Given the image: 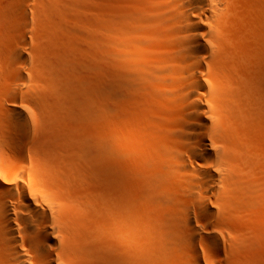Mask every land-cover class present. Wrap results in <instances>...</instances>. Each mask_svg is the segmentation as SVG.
<instances>
[{"label":"bare ground","instance_id":"6f19581e","mask_svg":"<svg viewBox=\"0 0 264 264\" xmlns=\"http://www.w3.org/2000/svg\"><path fill=\"white\" fill-rule=\"evenodd\" d=\"M97 4L84 19L69 0H0V264H87L83 218L51 178L81 180L69 138L90 159L98 148L101 191L129 234L149 207L155 264H264V0ZM237 8L253 37L228 65ZM235 212L242 237L226 232Z\"/></svg>","mask_w":264,"mask_h":264},{"label":"rangeland","instance_id":"374dc122","mask_svg":"<svg viewBox=\"0 0 264 264\" xmlns=\"http://www.w3.org/2000/svg\"><path fill=\"white\" fill-rule=\"evenodd\" d=\"M34 1L39 2L40 0ZM69 1L76 7L73 8L72 15H77V12L79 11V17L84 18L85 16L84 19H86V17H92L91 15L93 14L91 11L96 6L98 8L97 3H99V0H74V3L72 2V0ZM79 1L81 2V4L78 3ZM76 3H78L77 6ZM82 4H84L85 7H83L85 9L82 7ZM79 5L81 6V8H78ZM88 8H90V10ZM74 10L76 12H74ZM240 13L241 11L237 8V10H235L233 14L234 17L231 18L232 20L228 22L229 25H226V41L224 44L223 55L228 65L229 63L238 61L244 55L247 45V39L253 37L252 32L250 31V29H248V25L251 21L248 17L243 16ZM75 17L76 16H74L73 18ZM76 18L79 19L78 17ZM79 27L81 29L82 25L79 24L78 28ZM81 30L83 32L86 31L84 28ZM249 47L251 46L249 45ZM249 49L250 50H248L247 47V50L251 51V48ZM85 70L86 69H84L83 72H85ZM85 73H87V71ZM220 80L222 88H226L230 85V82H232L227 73H224ZM75 83H77V80ZM85 107L86 106H84L85 110H83H88V107ZM33 109L35 108L33 107ZM34 111L37 112L38 110L36 109ZM60 116L62 117V119L58 122V124L55 122V126L58 129L62 128V122L65 119V114H61ZM99 124L100 123L97 120V122H95L97 128L100 127ZM64 125L66 126V124ZM97 134L98 133L96 132V139L99 138ZM66 141H68L67 143L71 145H67L68 152L63 155V157L65 158V162L67 163L66 166L69 169L72 167L70 171L74 172L73 176L80 175L81 180L83 178V180L85 181L84 185H87V187L85 186V192L87 194H84V190L79 189V183L81 181L79 176L72 179L70 178L71 180L68 184H65L63 182V173H60L59 175L53 174V177L51 176V178L53 179L54 183L56 182V187L59 189L58 191H62L63 194L68 197L71 204L75 206V209L77 207L76 211L78 212V214L83 218L84 232L78 244V246L81 247L80 253L82 258L85 259V262L87 264H117V262L114 261V258L110 255L107 249L113 245H119L124 249L129 250V252L134 254L137 258L143 255H148L151 258L153 264H155V257L159 250L158 247L161 244V235L152 224V213L149 207H147V205L144 203H140L141 205H136L137 212H135V215L132 217V224L129 234V229L126 228L122 223H120L117 218L115 219L114 212L112 210V207L114 206L113 202L106 201L104 198V194L102 193L103 191H101L102 161L99 155V150L97 148L99 145V139L96 140V145H98L95 146L97 148V156H95V158L93 159L88 158L87 153L85 155L86 151H84V149L82 150L77 140L75 141V139L73 140V138H69ZM76 142H78V144ZM74 147L75 149L77 148L78 151L75 150ZM69 152L72 153L69 154ZM58 176H62L60 178H62L63 180L58 178ZM77 178L79 179L77 180ZM80 191H83V193L79 194ZM235 215L236 216L232 218V221L230 220L231 222H229V224L226 226V232L228 231L231 233H235L238 236L242 237L244 229L243 216L241 214L238 215L236 212Z\"/></svg>","mask_w":264,"mask_h":264}]
</instances>
